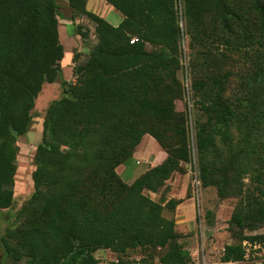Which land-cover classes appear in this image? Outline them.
Here are the masks:
<instances>
[{
    "label": "trees",
    "instance_id": "obj_1",
    "mask_svg": "<svg viewBox=\"0 0 264 264\" xmlns=\"http://www.w3.org/2000/svg\"><path fill=\"white\" fill-rule=\"evenodd\" d=\"M67 1L75 21L94 24L97 43L84 64L74 56L75 81L63 80L61 98L47 108L34 192L1 238L5 257L101 264L100 250L155 257L163 249L159 264H192L176 229L183 199L145 195L194 161L187 117L175 105L187 36L188 95L205 118L195 126L198 180L220 199H238L229 221L238 243L225 247L222 262L244 261L245 241L264 245V234L245 235L264 227V0H104L124 17L117 27L89 12V0ZM59 28L57 0H0V211L14 205L18 138L31 131L44 85L63 74ZM78 32L89 39L79 24ZM222 61L230 63L225 72ZM146 135L167 158L130 185L117 169L132 164Z\"/></svg>",
    "mask_w": 264,
    "mask_h": 264
},
{
    "label": "rangeland",
    "instance_id": "obj_2",
    "mask_svg": "<svg viewBox=\"0 0 264 264\" xmlns=\"http://www.w3.org/2000/svg\"><path fill=\"white\" fill-rule=\"evenodd\" d=\"M92 1L96 2V0ZM97 1L103 3L102 0ZM66 2L67 0H57V4L59 6V19L62 26L67 29L68 35L71 37L78 31V24H76L74 19L72 20V13L68 12V10H70L69 3ZM88 9L90 11L94 10L92 4H90ZM100 9L101 7L97 6V8H95V12L100 13ZM116 20L115 15L111 16V23H116ZM79 25H81L82 28L89 33L91 43L96 41L94 36V24L89 19L83 18L79 22ZM182 27H185L184 21H182ZM133 40H136V38ZM182 49L183 54L181 56V68L178 72V77L182 83L183 90L177 93L175 105L177 111L184 113L187 117L188 134L191 138V148L194 161L189 164H184L183 170L189 174V180L188 182H183L181 185L178 182L173 194H170V191H172L173 188L171 186V189H169L170 191L164 187L157 194L146 191L145 195L150 196L151 199L155 201H168L170 198L183 199L187 198V194L195 197L196 208L192 210V219L188 218L187 221H184L180 220V217H175L177 220L176 229L179 233H181L182 242L187 248H189L193 256L192 264H226L222 262L225 247L238 243L229 232V221L238 203V199L233 197L220 199L217 188H203L201 182L198 180V167L196 163L197 151L194 138L195 126L198 122H204L205 118L201 112L193 106L190 101V96L188 95L192 75L189 70L190 64L188 56L190 51L189 39L187 36L184 37ZM85 61V57H80L78 63L84 64ZM228 66H230L229 62L222 61L220 66L217 67H219L222 72H225L228 69ZM63 80L62 76L57 83L44 85V89L38 96L35 109L32 112L34 119L31 131L26 136L20 139L18 138L20 152L18 155V171L15 177V203L11 208L0 211V264H16L12 260L5 257L6 253L4 252L1 238L5 235L7 229L18 225V213L25 203L31 198L34 192L32 174L36 169L35 156L37 148L42 142L43 122L49 105L62 96L60 84ZM239 84L240 79L233 78L230 87L234 91ZM152 139L154 140V137H152ZM147 147L153 151L150 144H147ZM62 150L65 151L66 149L62 148ZM141 169L142 166L137 168L136 172H142ZM129 184L131 185L132 183ZM208 214L211 215V220L208 219ZM165 216L172 217V213L166 209ZM210 221H213L214 225L211 226L209 223ZM256 234H264V227L255 232H251L249 230L245 231V235L247 236ZM243 245L246 248L245 260L235 264H264V245H251L248 241H245ZM164 253L165 250L159 249L155 252L156 256L152 257L147 255L148 253L146 251L137 249L129 251L125 256L118 257L117 254L110 250H100L95 254V256L101 264H118L120 262L144 264V259L147 260L145 264H159L160 255H163ZM18 264H26V261L24 260Z\"/></svg>",
    "mask_w": 264,
    "mask_h": 264
},
{
    "label": "crops",
    "instance_id": "obj_3",
    "mask_svg": "<svg viewBox=\"0 0 264 264\" xmlns=\"http://www.w3.org/2000/svg\"><path fill=\"white\" fill-rule=\"evenodd\" d=\"M102 1L104 4L97 0L96 2L89 0L88 5H87V10L89 12L95 13L99 15L100 17L104 18L110 24H113L110 21L111 16L115 15L117 20H116V23L113 24V26H116V27L119 26L120 23L124 19L123 15L119 11H117L113 6L107 4L106 1L104 0ZM66 3H68V1ZM90 4H92L94 8L93 11H90L88 9ZM97 6L101 7L100 13L95 12V8H97ZM68 12L72 13V20H73V12L71 8L70 10H68ZM82 19H76V24H79V22ZM59 30H60V41L65 48V57L61 62L62 69H63L62 76L65 81L74 82L75 81L74 68L76 66V63L74 62V56L77 54L80 57H83V58L85 57V59H87L88 54L90 53L92 47L97 43V40L93 41L92 43L90 42V37L88 40H84L78 31L76 32L75 35L70 37L67 33V29L62 26L61 22H60ZM147 144L151 145V148L153 149V151H151L147 147ZM166 158H167V154L161 149L158 142L155 139L153 140L150 135H147L143 138L141 144L136 149V152L134 154V161L132 162V164L129 166L121 165L117 169V172L119 175H121L124 178V180L127 183H133L138 177L146 173L149 169L162 164L166 160ZM18 161H19V158H18ZM140 166H142V169H141L142 172L137 173L136 172L137 168H140ZM188 180H189V174L183 175L180 173H176L174 174L172 179H170L167 182L166 189L170 191L169 189H171L170 187L172 186L173 188H172V191H170V194H173L178 182L181 185L183 182H188ZM171 199L173 198H170V200ZM174 199H178V198H174ZM179 199H182V198H179ZM14 203H15V200H14ZM195 208H196L195 197L191 196L190 198L188 197L183 198V203L178 205L176 209L175 217H180V220H184V221H187L188 218L192 219L191 218V216L193 217L192 210Z\"/></svg>",
    "mask_w": 264,
    "mask_h": 264
},
{
    "label": "built area",
    "instance_id": "obj_4",
    "mask_svg": "<svg viewBox=\"0 0 264 264\" xmlns=\"http://www.w3.org/2000/svg\"><path fill=\"white\" fill-rule=\"evenodd\" d=\"M134 41H132V43H133Z\"/></svg>",
    "mask_w": 264,
    "mask_h": 264
}]
</instances>
